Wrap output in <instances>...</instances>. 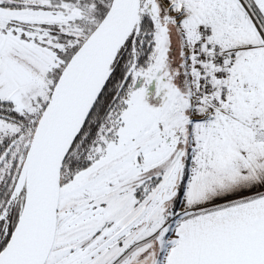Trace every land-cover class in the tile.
Returning <instances> with one entry per match:
<instances>
[{"label":"snow or ice","instance_id":"obj_1","mask_svg":"<svg viewBox=\"0 0 264 264\" xmlns=\"http://www.w3.org/2000/svg\"><path fill=\"white\" fill-rule=\"evenodd\" d=\"M0 264H264V0H0Z\"/></svg>","mask_w":264,"mask_h":264}]
</instances>
